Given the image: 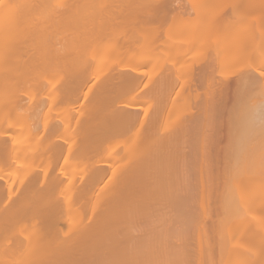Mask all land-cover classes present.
<instances>
[{
	"label": "bare ground",
	"instance_id": "6f19581e",
	"mask_svg": "<svg viewBox=\"0 0 264 264\" xmlns=\"http://www.w3.org/2000/svg\"><path fill=\"white\" fill-rule=\"evenodd\" d=\"M12 1L0 0V264H184L185 261V264H207L216 257L214 264H264V259L259 262L264 254V0H194L193 3L192 0L191 6L186 3L192 8L190 11L183 8L185 5L180 0H98V4L87 0ZM228 7L231 8L226 13ZM100 9L104 11L99 15L96 12L98 18L95 14L93 26V10ZM192 10L195 12L190 16ZM157 13L161 14L159 20ZM152 16H156L157 22ZM164 19L170 26L173 21L172 26L178 27L177 41L171 37L160 40L159 26L160 22L165 25ZM131 20H136L141 37L138 31L134 35L143 38L136 41L139 47L133 34L129 40L121 37L133 28ZM81 21L86 22L85 26ZM80 24L84 27L81 30ZM201 24H205L203 33ZM38 28L45 35L38 34ZM99 29L102 35L109 37V33L118 41L106 45V39L102 43L104 47L99 49L93 42L94 34L102 36ZM228 36L229 43L225 42ZM193 38L198 40V46ZM218 39L225 44H219ZM231 45H237L234 52L227 48L231 50ZM136 46L145 50L135 52ZM198 47L199 51L207 49V52L200 56ZM254 53L261 58L260 63ZM158 54L165 56L163 61L166 58L172 71L165 67L168 72L158 71L155 78L156 74L150 76L148 70V79L141 67L152 61L156 67L154 60ZM184 55L187 59L193 56L190 62L187 60L190 65L187 72L179 65ZM250 56L260 67L250 65L254 60L249 61L248 58H253ZM220 59L225 61V70L232 65L239 70L235 78L222 74L224 66ZM243 60L252 67L244 70ZM106 68L108 71L103 74ZM92 69L94 74L102 72L103 76L94 75L93 83H89ZM215 72L220 78L214 76ZM57 85L61 89L54 87ZM146 85H152L149 89L154 95ZM158 88L159 98L155 96ZM258 88L260 92L256 94ZM229 89L236 98L233 107L231 103L228 105L232 108L228 121L225 115L228 111L221 105L226 108L229 101L233 103L227 100L232 97ZM34 90L37 98L33 96ZM38 91L43 92L45 100L38 98ZM149 94L153 96L147 97ZM24 96L29 100L24 102ZM188 110L190 125L183 126L187 119L184 113ZM225 118L228 124L223 131ZM19 121L22 124L15 130ZM173 126L176 131L181 130L177 132L180 140L187 132L183 137L187 136L191 143L185 137L188 144L184 139V145L179 141L178 148L175 145L172 149L169 141L175 135ZM156 127L163 129L156 133ZM151 128L153 135L156 133L162 139H170L174 133L168 140L172 151L164 145L166 139L161 141L155 134V140L161 143L152 146L159 153L156 154L155 148L152 152L148 145ZM127 133L131 135L127 138L131 137L137 146L130 138L127 142L126 138L121 139ZM213 137L224 139L219 140L222 146L213 147L210 142ZM114 138L117 141L114 149L123 146L117 145L119 140L131 141L133 146L124 144V148L118 149L120 155L114 154L113 148L107 153L109 147L105 144H102L104 152L96 146L104 140L108 144ZM74 142L80 147H73ZM181 145H190L185 147L189 150L184 152ZM95 148L103 154L106 151L108 156L94 159ZM125 157L126 162L122 161ZM118 160L123 165L117 164ZM75 164L80 167L76 165L73 172L67 168ZM17 165L23 169L20 175ZM5 167L14 172L7 174ZM77 170L80 180L76 178ZM193 202L199 205L201 214L192 215L190 210L196 208V205L191 208ZM215 204L223 208L221 219L215 215L218 221L210 213L215 207L217 210ZM211 205H214L212 210ZM241 205L243 209L246 207L245 215L239 212ZM161 208L168 210L162 212ZM84 210H91L89 218ZM208 215L206 221L215 228L204 220ZM224 227L227 233L233 230L222 238L229 240L228 246L232 245L230 252L225 250L228 254L221 258L224 243H228H220L221 236L226 235ZM213 229L218 235L221 232L219 238ZM208 230L219 241L216 257L215 247L210 246L212 240V245H216L215 240L211 239L213 236L210 238Z\"/></svg>",
	"mask_w": 264,
	"mask_h": 264
},
{
	"label": "rangeland",
	"instance_id": "374dc122",
	"mask_svg": "<svg viewBox=\"0 0 264 264\" xmlns=\"http://www.w3.org/2000/svg\"><path fill=\"white\" fill-rule=\"evenodd\" d=\"M9 1H12V0H9ZM16 1H17V0H16ZM84 1H86V0H84ZM97 1H98V0H89V1L87 0L86 2H95V3L98 4ZM100 1H101V0H100ZM100 1H99V4H101ZM171 1H172V0H171ZM173 1H174V0H173ZM180 1H181L180 3H183V4L185 5V7L183 6V8H184L185 10L187 9V10L190 11V10L192 9L191 7H190L191 9L188 8L189 6H191L189 3H190V1H192V0H180ZM187 1H189V2H187ZM12 2H13V1H12ZM101 2H102V1H101ZM103 2H104V1H103ZM193 2H194V0L192 1V3H193ZM106 3H107V1H106ZM186 3L189 4V6H187ZM14 4H15V2H14ZM16 4H17V3H16ZM93 6H94V3H93ZM99 7H100V6H98V8H99ZM102 7H103V4H102ZM102 7H101V8H102ZM94 8H95V6H94ZM103 8H104V7H103ZM229 8H231V7H228V10H226V13H229V12H227V11H230ZM238 8H240V7H238ZM105 9H106V8H105ZM242 9H243V7H242ZM242 9L240 8V10H242ZM102 10H103V9L96 10V11L93 10V11H94V13H93V26H95L94 22H96V19H95V17H94L95 14H96V12H97V14H98V13H101V12L104 11V10H103V11H102ZM187 10H186V11H187ZM100 11H101V12H100ZM193 11H194V10H192V13H190V16L193 15ZM194 12H195V11H194ZM97 14H96V16H97ZM101 14H102V13H101ZM154 14H155V13H154ZM194 14H195V13H194ZM98 15H99V14H98ZM157 15H158V20H159V17H160L159 15H161V14H158V13H157L156 16H157ZM156 16H155V17L152 16V17L154 18V19H152V20H155ZM162 16H163V15H162ZM80 17H81V16H79V18H80ZM163 17H164V16H163ZM163 17H161V19H162ZM79 18L77 17V21L79 20ZM97 18H98V16H97ZM164 18H165V17H164ZM41 19H42V18H41ZM81 19L83 20L82 17L80 18V20H81ZM167 19H168V17H167ZM167 19H166V20L164 19V20L166 21V22L164 21L166 26L163 25V24H161V22H160V25H161V26H159V29H160L159 33H161V35H162V36H160V37H161L160 40H163V39L166 40L164 37H166V38L168 37L169 39H170V37H171V40H174V39H175V41H177L178 39L175 38V37H178V32L176 31V29H177L178 27L175 28V27L172 26V24H175V23H173V21H172V24L170 23V24H171V26H170V25L168 24L169 22L167 21ZM38 20L41 21L40 19H38ZM94 20H95V21H94ZM136 20L138 21V19H136ZM136 20H131L130 24L132 25L133 28L131 29V31H129L128 34H127L126 32H124V34H125V33L127 34L125 37H124V36H121V35H118V36H121V37L123 38V40H126L127 37H128L127 40H129V39H130V36L132 37V34H133V35H134V33L136 34V32L138 31L137 28L140 30V28H139V26L137 25V23H134V22H136ZM39 21H38V22H39ZM43 21H44V20H43ZM155 21H156V20H155ZM82 22H84V21H81V23H82ZM127 22L129 23V21H127ZM138 22H140V21H138ZM156 22H157V21H156ZM0 23H1V22H0ZM42 23H43V22H42ZM162 23H163V22H162ZM82 24H83V23H82ZM85 24H86V22H85L83 25L85 26ZM126 24H127V23H126ZM78 25H79V23H77V26H78ZM98 25H99V24H98ZM140 25H141V27H143V25H142L141 23H140ZM0 26H1V24H0ZM45 26H46V25H44V29H46ZM88 26H89V23H88ZM103 26H104V25H103ZM204 26H205V24H204L203 26H202V24H201V27H202V28H201L200 30L202 31V33H203V30H204V29H203ZM7 27H8V26L6 25V26L4 27V29L6 30ZM37 27H38V24H37V26H35V28H37ZM40 27H42V26H40V24H39V28H40ZM100 27L102 28V26H100ZM122 27H123V26H122ZM129 27H130V26H129ZM163 27H164V28H163ZM167 27H169V28H168V29H169V32H168V33H166V32H167V31H166V28H167ZM196 27H197V26H196ZM0 28H1V27H0ZM39 28H38L39 33H38V32L36 31V29H35V30H34V35H36V34H35L36 32H37L38 34H41L42 36L45 35L43 29H39ZM47 28H48V27H47ZM51 28H52V27H50V28H48V29H51ZM83 28H84V27L81 26V24H80L79 29L81 30V29H83ZM127 28H128V27H127ZM143 28H144V27H143ZM2 29H3V27H2ZM2 29H1V31H2ZM4 29H3V30H4ZM54 29H55V30H54ZM94 29H95V31H94ZM94 29H93L94 33H97V31H96V30H97V26H96V28L94 27ZM104 29H105V28H104ZM40 30H41V31H40ZM53 30H54L55 32L57 31L56 28H52V31H53ZM100 30H101V29H99V31H100ZM123 30H125V29H123ZM45 31H47V30H45ZM49 31H50V30H49ZM49 31H48V32H49ZM106 31H107V30H105V32H106ZM126 31H127V29H126ZM182 31L184 32L183 29H182ZM16 32H17V31H16ZM19 32H20V31H19ZM62 32H63L62 29H60V34H62ZM105 32H104V34H106ZM131 32H132V33H131ZM179 32H180V30H179ZM1 33H2V32H1ZM3 33H4V32H3ZM100 33H101V35H102V32H101V31H100ZM100 33H99V34H100ZM138 33H139V31H138ZM46 34H47V33H46ZM0 35H1V34H0ZM159 35H160V34H159ZM182 35H183V34H182ZM182 35H181V36H182ZM102 36L105 38L104 40H103ZM102 36L100 37V35L97 36V34H96V37H95V34H94V38H95V39L93 38V42L96 43V44L98 45V47L101 46V48L104 47V45H103L102 43H103V42L105 43V40H106V39H107V40H106V45H107L108 42H110V43L115 42L116 39H117L116 41H118V38L114 39V37H113V38L110 37L109 33H108V36H109V37H107V35H102ZM111 36H112V35H111ZM183 36H184V35H183ZM187 36H189V35H187ZM121 37H120V38H121ZM133 37H134V38H133ZM133 37H132V38H133V40L135 39V40H134L135 42H136V41H139V40L141 41V40L143 39V38H141V39L139 38V37H141V34H140V33H139V37H137V35H136V36L134 35ZM96 38H97V39L99 38L100 40L98 41ZM101 38H102V39H101ZM132 38H131V41H132ZM137 38H138V39H137ZM158 38H159V37H158ZM196 38H197V37H196ZM219 38H220V37H219ZM223 38H224V37H222V39H223ZM228 38H230V37H229V36L226 37L227 41L225 40V38H224V40H225V42H228V43H229ZM110 39H111V41H110ZM179 39H182V38L179 37ZM198 39H199V37H198ZM230 39H231V38H230ZM101 40H102V42H101ZM160 40H159V41H160ZM184 40H185V39H184ZM193 40H195V39L193 38ZM193 40L190 39V41H189L190 43H189V44H191V41H193ZM214 40H216V39H214ZM220 40H221V39H218L219 44H222L221 42H223V43L225 44L224 40L221 41V42H220ZM134 41H132L133 44H134ZM197 41H198V40H195L194 42H196V44H197V46H198ZM199 41H201V40L199 39ZM216 41H217V40H216ZM233 41H235V40H233ZM119 42H120V41H119ZM129 42H130V41H129ZM143 42H144V41H143ZM172 42H173V41H172ZM202 42H203V40H202ZM94 43H93V45H95ZM136 43H137V45H138V42H136ZM136 43H135V45H136ZM216 43H217V42H216ZM238 43H239V42H238ZM160 44H161V42H160ZM204 44H205V43H204ZM204 44H203V45H204ZM226 44H227V43H226ZM230 44H233V42H232V43L230 42ZM230 44H229V46H230ZM235 44H236V43H235ZM235 44H234V46H235ZM106 45H105V46H106ZM135 45H134V46H135ZM141 45H142V44H141ZM200 45H201V43H200ZM200 45H199V46H200ZM203 45H202L201 47H203ZM139 46H140V44L138 45V47H139ZM142 46H143V45H142ZM142 46H141V48H138V47L136 46V47H137V51H135V52H138V53H139L138 50H140V49H141L142 51L145 50V48L143 49ZM194 46H195V43H194ZM197 46H196V47H197ZM189 47H190V46H189ZM231 47H232V45H231ZM204 48H205V46H204ZM206 48H207V45H206ZM227 48L229 49V51H231V52L233 51V52H234V51H235L234 49L237 48V45H236V47H232L231 50H230V48H229L228 46H227ZM233 48H234V49H233ZM239 48H240V46H239ZM252 48H254V47H252ZM99 49H100V47H99ZM190 49H191V48H190ZM201 49H203V48H201ZM207 49H208V48H207ZM207 49H205L204 51H203V50H202V51H199V47H198L199 55H200V56H203V55L207 52ZM240 49H242V48H240ZM141 50H140V51H141ZM188 50H189V48H188ZM99 51H100V50H99ZM102 51H103V50H102ZM142 51H141V52H142ZM195 51H196V52H195ZM195 51H194L195 53H198L197 50H195ZM205 51H206V52H205ZM209 51H210V50H209ZM209 51H208V52H209ZM135 52H134V54H135ZM166 52H168V50H166ZM192 52H193V51H192ZM192 52H191V54H192ZM194 52H193V53H194ZM237 52H238V51H237ZM132 53H133V52H132ZM161 53L163 54L164 52H161ZM200 53H201V54H200ZM210 53H211V52H210ZM252 53H253V50H252ZM252 53H251V55H252ZM141 54H142V53H141ZM159 54H160V53H159ZM159 54H158V58H157V56H156V59H155V60L153 59V60L156 62V65H155L156 67H158L159 64H162L160 69H159V67H158V70H156V67H153V65H154V64H153V61H152V63H149V65L147 64V65H145V67H144V65H143V67H141V69H143V70L146 71V72H147L148 70H149L148 72L151 71L150 74H151V73H152V74H151L150 76L156 74V77L153 76V78H154V77L157 78V74H159L160 72H162V73L164 72V74H166L169 70L172 71V69H170L171 66L169 65V63L166 62V58H165V61H163L165 56H161V55H160V57H159ZM164 54H165V53H164ZM185 54H186V53H185ZM188 54H190V51H189V53L187 52L186 55H188ZM202 54H203V55H202ZM186 55H184V57H185ZM194 55H195V54H194ZM211 55H212V54H211ZM211 55L209 54V56H211ZM213 55H214V53H213ZM137 56H138V55H137ZM139 56H140V55H139ZM166 56H167V53H166ZM189 56H190V55H189ZM189 56H187L188 59L185 57V58H184V61H183V58H181V63H179V65L181 66V68H183L184 71H185V69H186L185 72H187V71L190 70V68H188L190 65H189V63H187V60H188V62H190V58L192 59L193 56L190 57V58H189ZM200 56L197 55V58H199ZM253 56H254L255 58L257 57V59H258V56H256L255 53L253 54ZM253 56H250V57H253ZM195 57H196V55H195ZM213 57H214V56H213ZM254 57H253L252 59H249V58L247 57L249 61H251V60L254 59L253 61H251L252 63L250 62V65H252V66L255 65V67H260L261 64L258 65V66H256V64L253 63L254 61L256 62V59H255ZM167 59H168V58H167ZM156 60H157V61H156ZM185 60H186V61H185ZM199 60H200V58H199ZM221 60H222V59H220V61H221ZM225 60H226V59H225ZM228 60H229V59H227V61H228ZM246 60H247V59H246ZM248 60H247V63H249ZM258 60H259V63H260L261 58L258 59ZM179 61H180V60H179ZM223 61H224V60H222V62H223ZM243 61H244V60H243ZM102 62H103V65H104V61H103V60H102ZM105 62H106V60H105ZM165 62H166L167 64H166ZM183 62H185V63H184V65H183V67H182V63H183ZM224 62H225V61H224ZM224 62H223V64H222V65L224 66V70H223L224 72L222 73V71H221V73H222L224 76L228 77V78H232V79L235 78V76H237V73H238L239 70L236 71L235 67H232L233 65H232V66H229V64H227V66H229V67H227V69L225 70V67H226L225 65H226V64H225ZM164 63H165L167 66H165ZM192 63H193V62H192ZM227 63H228V62H227ZM247 63H246V61L241 62V64H244V65H243V68L245 67L244 70H245L247 67H248V68H251V67H252V66L249 67L250 65L247 66V65H248ZM106 64H107V63H106ZM106 64H105V65H106ZM234 64H236V63H234ZM239 64H240V63H239ZM239 64H238V66H237V69H239ZM253 64H254V65H253ZM257 64H258V63H257ZM95 65L98 66V64H95ZM168 65H169V66H168ZM186 65H187V67H186ZM90 66H92V68H94V67H93V64L90 65ZM96 66H95V67H96ZM107 66H108V65H107ZM216 66H217V64H216ZM223 66H222V68H223ZM234 66H235V65H234ZM98 67H99V66H98ZM163 67H164V68H163ZM165 67L167 68V70H168V68H169V70L167 71ZM178 67H179V66H178ZM241 67H242V65H241ZM96 68H97V67H96ZM99 68H100V67H99ZM101 68L104 69L103 67H101ZM162 68H163V71H162ZM184 68H185V69H184ZM219 68H220V63H219ZM222 68H220V69L222 70ZM97 69H98V68H97ZM107 69H108V68L105 69V71L103 72V74H104V73L106 74V72L108 71ZM146 69H147V70H146ZM213 69H215V70L218 69V66H217V68H216V67H213ZM213 69H212V70H213ZM255 69H256V68H255ZM260 69H261V68H260ZM58 70H59V68H58ZM60 70H62V68H61ZM94 70H95V68H94ZM94 70L92 69V71H93V74H92V75H93V76H91V79L88 81L89 83H90V82L93 83L94 75L97 77V75L100 76L101 73H102V72H101V73L99 72L100 75H99V74H96V73L94 74ZM106 70H107V71H106ZM152 70H153V71L155 70L154 73L152 72ZM242 70H243V69H241V71H242ZM158 71H160V72H158ZM165 71H166V73H165ZM213 71H214V70H213ZM263 71H264V69L262 70V72H263ZM58 72H59V71H58ZM146 72H145V73H146ZM148 72L146 73V77H147V75H148ZM53 73H54V72H53ZM60 73H61V72H59V74H60ZM97 73H98V72H97ZM217 73H218V72H217ZM55 74L58 75V73H57V69H56V71H55ZM212 74H214V73H212ZM222 74H221V76H222ZM162 75H163V74H160V76H162ZM219 75H220V74L217 75L216 72H215V75H214V76L217 77V78H218V77L220 78ZM101 76H103V75H101ZM158 76H159V75H158ZM146 77H144L145 80H146ZM147 78H148V77H147ZM158 78H159V77H158ZM148 79H149V78H148ZM144 82H145V81H144ZM89 83H88L87 85H89ZM145 83H146V82H145ZM32 85H33V84H32ZM90 85H91V84H90ZM45 86H46V85H45ZM149 86L152 87V85H149ZM149 86L147 87V85H146V88H148V90L150 91L151 87H150V89H149ZM43 87H44V86H43ZM47 87H48V89H49V85H47ZM51 87H52V86H51ZM54 87H57V88L61 89V88L59 87V85L54 86ZM54 87H53V88H54ZM230 87H231V90L233 91V89H232L233 85H231ZM259 87H260V86H259ZM40 88L42 89L41 86H40ZM86 88H87V86H86ZM86 88H85V89H86ZM154 88H155V86L153 85L152 90H153ZM28 89H29V88H28ZM28 89H27V90H28ZM31 89H33V88H31V86H30V89H29V90L31 91ZM34 89H36V87H34ZM45 89H46V87L44 88V90H45ZM51 89H52V88H51ZM158 89H159V88H158ZM38 90H39V89H38ZM44 90H43V91H44ZM49 90H50V89H49ZM49 90H48V91H49ZM52 90H53V89H52ZM55 90H56V89H55ZM55 90H54V91H55ZM57 90H58V89H57ZM40 91H41V90H40ZM144 91H145V90H144ZM232 91H230V89H229V94H230ZM256 91H257L256 94H258V92H260V88L255 89V92H256ZM44 92H45V91H44ZM159 92H160V89H159V91H157L156 94H155V96H156L157 98H159V96H158V95H159ZM35 93H36V92H35V90H34V95H33V96H35ZM150 93H151V91H150ZM232 93H233V92H232ZM232 93H231L230 96H232L233 99H231L232 97H230V98L228 97V98H229V99H227L228 101H229V100H232V101H233V100L236 98V96L233 95ZM235 93H237V92L235 91ZM31 94H32V93H30V95H29L30 97H31ZM38 94L40 95V97H38V98L45 97V96L43 95V92H39V91H38ZM41 94H42V96H41ZM151 94L154 95V92L152 91ZM153 95H152V96H153ZM254 95H255V93H254ZM152 96H150V94L147 95V97H152ZM256 96H257V95H255V97H256ZM35 97L37 98V95H36ZM156 97H155V101H157V100H156ZM252 97H253V96H252ZM25 98H26V99H25ZM28 98H29V97H27V96L25 97V96H24V98H23V99H24V102H25L26 100L28 101V100H29ZM33 98H34V97H33ZM253 98H254V97H253ZM42 99L45 100L46 98H45V99L42 98ZM144 99H145V97L143 98V101H144ZM148 99H149V98H148ZM148 99H147V101H148ZM151 99H152V101H154V98H151ZM31 100H32V97H31ZM145 100H146V99H145ZM32 101L34 102V100H32ZM36 101H38V99H37ZM155 101H154V104H155ZM245 101H246V100H245ZM148 102L152 103L151 101H148ZM230 103H231V106H232V107L234 106L233 104H235L234 101H233V103L229 101V104H226V103H225V104H226V108H224L225 105L221 103V104H222L221 107H223L224 111H225V110H226V112L228 111L227 114H225V115H226V118H227V117H230L229 115H230V112H231V109H232V108L229 107V106H230ZM152 104H153V103H152ZM144 105H145V104H144ZM223 105H224V106H223ZM228 105H229V106H228ZM146 106H147V105H146ZM227 106H228L229 108H228ZM151 108L154 109L153 105L151 106ZM188 108H189V107H188ZM192 108H193V107H192ZM152 109H151V110H152ZM195 109H196V108L192 109L193 112L195 111ZM223 109H221V110H223ZM190 110H191V107H190ZM190 110H188V113H186V112L184 113V116H185L184 119H186V118H187V119H186V121H185V123H184L183 126H185L186 123L190 125V121L187 122L188 119L190 120V114H191V113H190ZM141 111H142V110H141ZM152 112L154 113L153 110H152ZM191 112H192V111H191ZM221 112H222V111H221ZM153 113H152V114H153ZM189 113H190V114H189ZM223 113H224V112H222V114H223ZM228 113H229V114H228ZM152 114H151V116L149 117V118H151V119H152ZM225 115H221V117H225ZM182 116H183V115H182ZM226 118H225V120H224L225 123H226V125H225L224 122H223L224 124H222L223 126L225 125V127L222 126V127H223V128H222L223 131H224V129L226 128V126H227V124H228V122L226 121ZM155 119H156V118H155ZM184 119L182 118V120H184ZM30 120H31V119H30ZM30 120H28V122H29ZM222 120H223V119H222ZM227 120L229 121L228 118H227ZM25 121H26V120H25ZM25 121H23V123H24V125L26 126V125H27V123H26L27 121H26V122H25ZM149 121H150V120H149ZM20 122H21V124H22V121H19V124H18V122L16 123L18 127H16V124H15V130H16V128H17V129L20 128V127H19ZM34 122H35V120H34ZM34 122L32 121V123H34ZM154 122H155V121H154ZM159 122H160V121L157 120L156 123H159ZM181 122H182V121H181ZM32 123H31V124H32ZM152 123H153V122H152ZM156 123H155V126L157 125ZM177 124H178V126H179L181 123H177ZM182 124H183V123H182ZM182 124H181V125H182ZM174 125H175V124H174ZM21 126H22V125H21ZM27 126H28V125H27ZM152 126L154 127V125H152ZM159 126H160V123H159ZM169 126H170V125H169ZM175 126H176V128H177V125H175ZM22 127H23V126H22ZM150 127H151V126H149V128H150ZM167 127H168V126H167ZM186 127H187V126H186ZM186 127H184L185 130H186L187 128H189V126H188L187 128H186ZM159 128H160V130H159ZM161 128L163 129V127H156V128H155L156 133H159V132L162 130ZM169 128H170V127H169ZM173 128H174L175 130L172 129V128H171V130H174L173 132H175V135H174V138L172 139L171 137L173 136V134H174V133H173V134L170 136V139H172V142L169 141L170 143L173 144V148L170 147V144H169V142H168V140H170V139H169V138L166 139V138L164 137V138L166 139V141L168 142V145H169V146L166 145L167 142H166V144H165V142H164V145H165L167 148L170 147V148H168V149H170V151H172L171 148L174 149V146L176 145V143H177V145L179 144V141L181 142V144L183 143L182 145H184L183 140L185 139V137L187 138V136H184V137H183V134H184V133H183V134L181 135V140H180V134H179L178 137H177V132H178V133H181V130L178 129V130L176 131V128H175L174 126H173ZM180 128H182V126H181ZM57 129H58V128H57ZM151 129H152V131H151L150 133L152 134V137H151L150 139L148 138V141H149L151 144L148 143V145H150V146L152 147L153 145L156 146V144H158V143L160 142V141H157L158 139H159V140L161 139V141H164L165 139L163 138V139H164V140H163L162 137H159V135L156 134V133H154V135H153L152 132H153L154 129H153V128H151ZM157 129H158V130H157ZM165 130H166V129H165ZM171 130H168V133H170ZM179 130H180V132H179ZM183 130H184V129H182V132H183ZM57 131H58V130H57ZM57 131H56V132H57ZM157 131H158V132H157ZM169 131H170V132H169ZM187 131H188V130H187ZM56 132H55L54 134H56ZM166 133H167V130H166ZM58 134H59V132H58ZM155 134L158 135V136H157V137H158L157 140H155V139L157 138ZM161 134H163V132H162ZM185 134H187V132H185ZM185 134H184V135H185ZM189 134H190V132H189ZM128 135H130V134L127 133V134L125 135L126 137H124V138L122 137V136H123V135H122V136H121V137H122L121 139L123 140V139L126 138L125 141L127 142L128 139L130 138L129 140L132 141V144H135V145L137 146L136 142L134 143V140H132L131 137L127 138ZM145 135H146V134H145ZM145 135H143V138H144ZM56 136H57V135H56ZM130 136H131V135H130ZM153 136H154V137H153ZM165 136H168V134L165 135ZM145 137H146V136H145ZM147 137H149V135H148ZM188 137H189V136H188ZM221 137H222V136H221ZM221 137H220V138H218V137H213V138H211V139H210L211 145H212L213 147L217 148V147H218V144H221V143L223 144V142H221V141L219 142V140H222ZM75 138H76V137H75ZM152 138H153V139H152ZM190 138H191V139L193 138L192 135L190 136ZM198 138H199V137H198ZM198 138H197V139H198ZM223 138H224V136H223ZM76 139H77V138H76ZM116 139L118 140L119 138H117V136H116ZM116 139L114 138V140L109 141L108 144H106V141H107V140H106V141L104 140L105 142L102 141L101 144H100L99 146H98V145H96V146L98 147V149H102V151H103L104 149H103V147H102V144H103V146H104V144H105V146L107 145L106 147H109V149L106 148V151H107V153H109L110 150H112V148L114 149V147L116 146V144H115V143L117 142ZM174 139H175V141H174ZM187 139H188V141L190 140L189 138H187ZM187 139H185V143H186V144H188V143H187ZM68 140H70V139H68ZM71 140H72V139H71ZM91 140H92V139H91ZM144 140H145V139H144ZM192 140H193V139H192ZM225 140H226V139H225ZM57 141H58V140H57ZM59 141L62 143V140H59ZM83 141H84V140H83ZM94 141H95V140H94ZM115 141H116V142H115ZM131 141L128 142V143H129V144H128V143H125L124 141H121V142H120V140H119L118 143H117V145L120 143V144L123 145V146H121V147H120V146H119V147L117 146V148L114 149V152H113V153L118 155V154H119V153H118V149H119V148H120V149L124 148V144H127V146L132 145V144H131ZM142 141H143V140H142ZM146 141H147V138H146ZM146 141H145V142H146ZM212 141H213V142H212ZM222 141H224V139H223ZM69 142H70V141H69ZM76 142H77V141H76ZM76 142H74V146L72 145L73 147H75V146L78 147L79 144L77 145ZM86 142H87V141H86ZM86 142H85V144H84V143H83V144H84V145H87L88 142H87V144H86ZM110 142H111V143H110ZM123 142H124V143H123ZM143 142H144V141H143ZM225 142H226V141H225ZM77 143H78V142H77ZM79 143H80V142H79ZM92 143H93V141H92ZM97 143H98V142H95V144H97ZM122 143H123V144H122ZM154 143H155V144H154ZM160 143H161V142H160ZM190 143H191V140H190L189 144H190ZM120 144H119V145H120ZM172 144H171V146H172ZM222 144H221V146H222ZM90 145H91V142H90ZM111 145H112V146H111ZM114 145H115V146H114ZM159 145H160V144H159ZM177 145H176V146H177ZM182 145H181V148H182V149L184 148V150H183L184 152L187 151V150H189L188 148H189L190 145H188V146H182ZM91 146H92V145H91ZM132 146H133V145H132ZM162 146H163V145H162ZM162 146H161V147H162ZM219 146H220V145H219ZM79 147H80V145H79ZM79 147H78V148H79ZM101 147H102V148H101ZM146 147H147V149L150 150V152H151V148H150L149 146H147V143H146ZM157 147H159V146L157 145ZM161 147H160V148H161ZM163 147H164V146H163ZM185 147H188L187 150H186ZM149 148H150V149H149ZM154 148L156 149L155 152H156V154H157L158 151H157V148H156V147H152V152H154V151H153ZM167 148H166V150H168ZM177 148H178V146H177ZM219 148H221V147H219ZM95 149H96V148H95ZM98 149H96V152H95V150H93V152H92V154H95V155H93V156H94V157H93L94 159H95V156H97V157H98V156L105 157L106 155H104V154H107L106 151H105V153L103 154L104 151H103V152H102L101 150L98 151ZM158 149H159V148H158ZM164 149H165V147H164ZM164 149H161V152H162V150H164ZM159 150H160V149H159ZM166 150H164V151H166ZM108 151H109V152H108ZM112 151H113V150H112ZM119 151H120V150H119ZM174 151H175V150H174ZM94 152H95V153H94ZM101 152H102V153H101ZM89 153H91V152H89ZM158 153H159V152H158ZM98 154H99V155H98ZM101 154H102V155H101ZM151 154H153V153H151ZM154 154H155V153H154ZM163 154H164V152H163ZM163 154H161V155H163ZM165 154H169V151H168L167 153L165 152ZM119 155H120V154H119ZM184 155L186 156V154H184ZM91 156H92V155H91ZM107 156H108V154H107ZM185 156H184V157H185ZM186 157H188V156H186ZM93 158H92V159H93ZM94 159H93V160H94ZM187 159H188V158H187ZM125 160L127 161V158H126V157H125L122 161H125ZM183 160H184V159H183ZM185 160H186V158H185ZM119 161H120V162H119ZM126 161H125V162H126ZM117 162H118V163H117ZM117 162H116L117 164H121V163H122V165H123V162H121V160H118ZM13 165H14V164H13ZM70 165H71V164H70ZM76 165L80 167L79 164H75V165H73V166H70V168H69L68 165H66V167L68 166L67 168L73 172V168H75ZM77 166H76V168H77ZM86 166H88V165L86 164ZM184 166H185V165H184ZM8 167H9V166H8ZM17 167H18V165H17ZM22 167H24V165H22ZM79 167H78V168H79ZM5 168H6V167H5ZM9 168H10V167H9ZM9 168H8V169L6 168V169H7L6 172H7V174H8V173H9V174H12L14 171H12V172L10 173V169H9ZM18 168H19V171H18V172H19V175H20L23 169L21 170L20 166H19ZM71 168H72V169H71ZM80 169H81V168H80ZM80 169H79V172L81 171ZM8 170H9V172H8ZM12 170H13V169H12ZM86 170H87V168H86V169L84 168V171H85V172H88V170H87V171H86ZM20 171H21V172H20ZM174 171H175V170H174ZM176 171H177V170H176ZM75 173H76V171H75ZM174 173H175V172H174ZM176 173H178V172H176ZM77 175H78V176H77L76 178H78V180H80L81 176L78 174V170H77ZM263 195H264V193H263ZM195 205H196V208L194 209V206H195ZM219 205H220V204H219ZM197 206H199L197 203H195V202L192 203L191 208L194 209V211H193L192 209L190 210L191 213L193 212L192 215H195V216H196L197 213H198V214H201V209H200V207L198 208ZM211 206H212V207H211ZM211 206H210V209H211V208H214V207H213L214 205H211ZM215 206L218 207V204H215ZM238 206H239V204H237V209H238ZM241 206H242L241 208L239 207V208H240V211H239V212L242 214V211H243V215H245L244 210L246 209V207L244 206V209H243V205H241ZM259 206L261 207V205H257V207H259ZM222 207H223V206H222ZM254 207H256V206H254ZM263 208H264V207H263ZM263 208H262V209H263ZM161 209H162V208H161ZM222 209H223V208H222ZM222 209H221L220 207H218L217 210H216V207H215V208L213 209V211H210V213L212 212V214H213V216H211V218H212V217L214 218L215 215L218 214V216H220L219 218L221 219V218H222L221 216L224 215V214L222 213ZM86 210H87V209H86ZM167 210H168V209H167ZM167 210H166V208H165L164 211H163V209H162L161 211H162V212H167ZM198 210H200V211H198ZM211 210H212V209H211ZM220 210H221V211H220ZM224 210H225V209H224ZM238 210H239V209H238ZM88 211H89V212H85V210H84V212L87 214L86 217L89 218V217H90L89 213L91 214V210H88ZM216 211H217V213H216ZM219 211H220V212H219ZM245 211H246V210H245ZM194 212H195V214H194ZM196 212H197V213H196ZM223 212H224V211H223ZM210 213H209V214H210ZM214 213H215V214H214ZM221 214H222V215H221ZM210 215H211V214H210ZM84 216H85V215H84ZM94 216H95V215H93V219H94ZM195 216H193V218H195ZM218 216L214 218V219H216V221H218ZM91 217H92V216H91ZM197 217H198V216H197ZM209 217H210V216L208 215V217L205 218L204 220L206 221V219H209ZM84 218H85V217H84ZM96 218H97V217H96ZM96 218H95V219H96ZM86 219H87V218H86ZM159 220H160V219H159ZM228 220H229V219H228ZM205 221H204V222H205ZM210 221H211V219H210ZM216 221L214 222V224L216 223ZM224 222H225V221H224ZM229 222H230V221H229ZM229 222H228V223H229ZM141 223H142V222H141ZM141 223H140V224H141ZM159 223H161V221H160ZM206 223H208L209 226H211V225H210L211 222H209V220H207ZM206 223H205V224H206ZM212 223H213V221H212ZM226 223H227V222H226ZM228 223H227V224H228ZM208 224H206V225L208 226ZM230 224H231V223H230ZM141 225H143V224H141ZM139 226H140V225H139ZM191 227H192V226H191ZM193 228H194V227H193ZM211 228H215L214 225L211 226ZM224 228H225V227H224ZM141 229H143V231H144V227H143V228L141 227ZM145 229H146V228H145ZM221 229L223 230V228H221ZM227 229H228V227H227ZM237 229H238V228H237ZM209 230H210V229H209ZM209 230L207 231L208 235H209ZM213 230H214L213 234H214V235H215V234L218 235V233L216 232L217 230H216V229H213ZM215 230H216V231H215ZM225 230H226V228H225ZM234 230H235L236 232L238 231V230H236V229H234ZM65 231H67V230L65 229ZM146 231H147V230H146ZM210 231H211V230H210ZM231 231L233 232V230H231ZM231 231H230V232H231ZM235 231H234V232H235ZM219 232H220V231H219ZM230 232H229V233H230ZM239 232H240V231H239ZM259 232L261 233V231H259ZM259 232H258V234H259ZM220 233H221V232H220ZM220 233H219L218 236L216 235L218 238L220 237ZM223 233H224V231H223ZM225 233H226V235L223 234L224 236H221V241H222V242H220L221 244H223V241H227V242L229 241V240H223V239H222V238H225V236L227 237V234H229V233H227V230L225 231ZM249 233H250V232H249ZM254 233H256V231H255ZM213 234H212V235L210 234L209 236H210V238H211V236H213L211 239L214 238V240H215V244H216V243L218 244L219 241L216 242L217 237H215ZM244 234H245V233H244ZM231 235H233V234L231 233ZM255 235H256V234H255ZM260 235H261V234H260ZM262 235H263V234H262ZM262 235H261V236H262ZM209 236H208V237H209ZM237 236H238V234H237ZM245 237H246V235H245ZM192 238H193V237H192ZM229 239H231V238H229ZM231 240H232V239H231ZM242 240H243V238H242ZM246 241H247V239H246ZM191 242H193V239H192ZM244 242H245V241H244ZM247 242H248V241H247ZM210 243H211V242H210ZM212 243H213V240H212ZM212 243L210 244V246H211V247L213 246V247H215V248H213L214 250H213L212 248H210V249L213 250V253H214V251H215L218 247H216L217 244H216V245H212ZM213 244H214V243H213ZM224 244L226 245V242H225ZM228 244H229V242H228L227 245H226L228 248L225 247V245L223 246L224 248H223V250H222V255L220 254L221 258L224 257L225 254H228L227 252H230V247H231L232 244H230L229 246H228ZM191 245H192V243H191ZM228 249H229V251L226 252L225 250H228ZM218 250H219V249H218ZM231 250H232V249H231ZM238 250H239V248H238ZM232 251L234 252V249H233ZM235 251H237V250L235 249ZM190 252H191V251H189V255L191 254ZM215 252H216V253H214L213 255L216 254V255H215V257H216V256H217V251H215ZM206 253H207V252H206ZM223 253H224V254H223ZM261 253H262V252H261ZM218 254H219V252H218ZM159 255H160V254H159ZM169 255H170V254H169ZM195 255H196V254L194 253V256H195ZM213 255H212V256H213ZM263 255H264V254H262L261 256H263ZM162 256H163V255H162ZM220 256H219V258H220ZM261 256H260L261 260H259V262L262 261V260L264 259V257L262 258ZM170 257H171V255L169 256V258H170ZM196 257H197V256H196ZM165 258H166V257H165ZM167 258H168V256H167ZM211 258L213 259V257H211ZM260 258H259V259H260ZM177 259H178V257H177ZM177 259L175 258L176 262H177ZM180 259H181V258H180ZM171 260L173 261V259H171ZM193 260H194V257H193ZM263 261H264V260H263ZM173 262H174V261H173ZM178 262H179V260H178ZM181 262H183V261L181 260ZM212 262H213V264H214V262L217 263V257H216V260H215V259H213L212 261L210 260V262L208 261L207 264H212ZM183 263L185 264V263H187V262L185 261V262H183ZM204 263H205V262H204ZM216 263H215V264H216ZM191 264H193V263H191Z\"/></svg>",
	"mask_w": 264,
	"mask_h": 264
}]
</instances>
